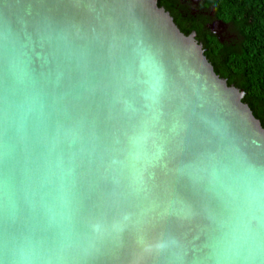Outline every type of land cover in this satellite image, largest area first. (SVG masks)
Wrapping results in <instances>:
<instances>
[{
	"label": "water",
	"instance_id": "1",
	"mask_svg": "<svg viewBox=\"0 0 264 264\" xmlns=\"http://www.w3.org/2000/svg\"><path fill=\"white\" fill-rule=\"evenodd\" d=\"M244 94L158 0H0V249L53 247L57 161L74 225L58 264H204L229 177L264 169Z\"/></svg>",
	"mask_w": 264,
	"mask_h": 264
},
{
	"label": "clouds",
	"instance_id": "2",
	"mask_svg": "<svg viewBox=\"0 0 264 264\" xmlns=\"http://www.w3.org/2000/svg\"><path fill=\"white\" fill-rule=\"evenodd\" d=\"M43 179L59 182L51 201L42 205L48 224L57 229L53 247L25 237L0 249V264H58L73 243L71 196L59 162H48ZM224 198L227 211L209 240L204 264H264V169L241 163L224 186Z\"/></svg>",
	"mask_w": 264,
	"mask_h": 264
},
{
	"label": "trees",
	"instance_id": "3",
	"mask_svg": "<svg viewBox=\"0 0 264 264\" xmlns=\"http://www.w3.org/2000/svg\"><path fill=\"white\" fill-rule=\"evenodd\" d=\"M186 34L196 32L204 53L220 77L243 89V101L264 126V0H158ZM192 5V6H191ZM223 21L228 35L210 25Z\"/></svg>",
	"mask_w": 264,
	"mask_h": 264
},
{
	"label": "rangeland",
	"instance_id": "4",
	"mask_svg": "<svg viewBox=\"0 0 264 264\" xmlns=\"http://www.w3.org/2000/svg\"><path fill=\"white\" fill-rule=\"evenodd\" d=\"M193 3H195L196 1L197 2H199V0H191ZM214 22V21H213ZM228 29H229V27L227 26V25H225V24H223L222 26H221V29L219 30V34H221V35H228L227 33H228Z\"/></svg>",
	"mask_w": 264,
	"mask_h": 264
},
{
	"label": "flooded vegetation",
	"instance_id": "5",
	"mask_svg": "<svg viewBox=\"0 0 264 264\" xmlns=\"http://www.w3.org/2000/svg\"><path fill=\"white\" fill-rule=\"evenodd\" d=\"M183 1H190V2L192 3V5H193V8H195L196 5L199 3V2H197V1H196L195 3H193L191 0H183ZM192 5H191V6H192ZM223 36H225V35H223Z\"/></svg>",
	"mask_w": 264,
	"mask_h": 264
}]
</instances>
